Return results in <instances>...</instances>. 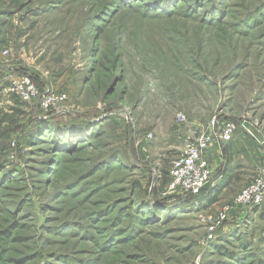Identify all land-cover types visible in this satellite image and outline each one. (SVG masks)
Instances as JSON below:
<instances>
[{
  "label": "rangeland",
  "instance_id": "obj_1",
  "mask_svg": "<svg viewBox=\"0 0 264 264\" xmlns=\"http://www.w3.org/2000/svg\"><path fill=\"white\" fill-rule=\"evenodd\" d=\"M214 116L262 163L169 192ZM263 167L264 0H0V264H264Z\"/></svg>",
  "mask_w": 264,
  "mask_h": 264
},
{
  "label": "built area",
  "instance_id": "obj_2",
  "mask_svg": "<svg viewBox=\"0 0 264 264\" xmlns=\"http://www.w3.org/2000/svg\"><path fill=\"white\" fill-rule=\"evenodd\" d=\"M9 90L26 101L38 99L41 108L46 110L55 108L65 98V94L53 92L47 96L39 97V92L28 75L14 77ZM177 120L183 121L184 116L178 114ZM240 128L246 129L244 121L229 122L222 121L217 116L212 117L206 128L186 144L182 156L172 165L169 171L168 191L183 196L199 194L213 177L209 163L204 156L205 150L214 142L223 144L230 141ZM248 133L251 134L249 131ZM263 199L264 167L260 168L252 181L238 193L234 202L235 204L251 205L260 203ZM220 216L223 218L224 212L220 213Z\"/></svg>",
  "mask_w": 264,
  "mask_h": 264
},
{
  "label": "crops",
  "instance_id": "obj_3",
  "mask_svg": "<svg viewBox=\"0 0 264 264\" xmlns=\"http://www.w3.org/2000/svg\"><path fill=\"white\" fill-rule=\"evenodd\" d=\"M245 136L246 135L240 129L235 133L231 142L228 143V146L225 145L223 147L218 142H214L210 144L209 147L205 150L204 156L209 163L213 177L215 175H218V177L221 176L220 180H225L227 182L232 177L234 178L236 172H240L241 169L238 168V166H249L255 168V166L257 167L258 164L262 163L263 156H260L255 146H250L249 140L247 139V136ZM227 148L229 150V153L232 154V156L230 157L233 160L228 163L224 169L221 168L224 171L226 170L225 172H223L219 168L223 159V156H221V151H224ZM237 168L238 171H236Z\"/></svg>",
  "mask_w": 264,
  "mask_h": 264
},
{
  "label": "trees",
  "instance_id": "obj_4",
  "mask_svg": "<svg viewBox=\"0 0 264 264\" xmlns=\"http://www.w3.org/2000/svg\"><path fill=\"white\" fill-rule=\"evenodd\" d=\"M203 191V190H202ZM201 193V192H200Z\"/></svg>",
  "mask_w": 264,
  "mask_h": 264
}]
</instances>
